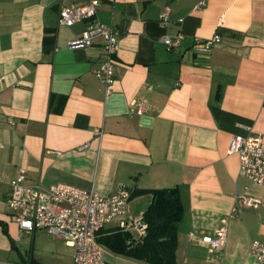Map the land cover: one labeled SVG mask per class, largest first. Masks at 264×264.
Here are the masks:
<instances>
[{
	"label": "crops",
	"instance_id": "1",
	"mask_svg": "<svg viewBox=\"0 0 264 264\" xmlns=\"http://www.w3.org/2000/svg\"><path fill=\"white\" fill-rule=\"evenodd\" d=\"M71 1L0 0V250L22 232L6 199L9 180L23 171L30 183L101 195L126 186L128 216L144 213L152 189L177 187V264H260L249 246L264 243V184L239 175L227 148L234 134L264 135V0H204L196 8L197 0H100L99 20L119 34L107 94L92 71L102 46L68 45L86 22H57L60 5ZM179 31L181 44L168 50L161 37ZM214 34L220 41L198 58L194 37ZM131 104L143 112H129ZM242 193L261 204L229 218ZM223 225L226 244L211 249L206 238ZM114 232L138 239L116 221L99 237ZM101 245L107 264H148Z\"/></svg>",
	"mask_w": 264,
	"mask_h": 264
},
{
	"label": "built area",
	"instance_id": "2",
	"mask_svg": "<svg viewBox=\"0 0 264 264\" xmlns=\"http://www.w3.org/2000/svg\"><path fill=\"white\" fill-rule=\"evenodd\" d=\"M100 0H74L61 4L58 10L59 25L73 26L86 22L80 35L68 42L70 47L83 48L99 43L103 49L102 62L93 68L94 75L104 86V92H110L113 81V58L119 48V34L113 24L104 25L97 13ZM204 5V0H197L194 8ZM170 10L164 7L158 16L161 25L170 22ZM183 34L163 35L161 41L168 50L179 47ZM220 41L214 34L209 38L194 37L192 49L198 58H208L213 45ZM129 112L141 114V105L131 104ZM7 122L13 125L12 119ZM96 134H101L96 129ZM4 144L0 141V148ZM227 154L238 157V174L247 177L252 183L264 184V135L250 131L246 135L234 134L229 140ZM9 191L6 209L10 219L20 231L33 235L36 229H46L54 237L62 239L72 248L71 264H107L104 248L98 241L99 232L116 221L120 230H133L138 238L147 234L148 223L144 215H127V206L131 191L126 186H119L113 193L101 195L93 188L84 189L67 183H54L43 186L40 183L26 181L23 171H19L8 182ZM262 199L247 193L235 196L229 218L238 213L240 207L256 208ZM228 221L224 219L223 223ZM227 226H221L213 237L206 238L211 249H223L227 241ZM249 255L264 264V243L252 241ZM0 264H30L24 261H0Z\"/></svg>",
	"mask_w": 264,
	"mask_h": 264
},
{
	"label": "trees",
	"instance_id": "3",
	"mask_svg": "<svg viewBox=\"0 0 264 264\" xmlns=\"http://www.w3.org/2000/svg\"><path fill=\"white\" fill-rule=\"evenodd\" d=\"M150 192L151 201L143 213L148 223L143 238L130 240L127 234L114 232L98 241L112 252L148 264H177V227L183 214L179 190L171 187Z\"/></svg>",
	"mask_w": 264,
	"mask_h": 264
},
{
	"label": "rangeland",
	"instance_id": "4",
	"mask_svg": "<svg viewBox=\"0 0 264 264\" xmlns=\"http://www.w3.org/2000/svg\"><path fill=\"white\" fill-rule=\"evenodd\" d=\"M72 248L46 229L32 235L21 232L10 250H0V260L25 261L31 264H70Z\"/></svg>",
	"mask_w": 264,
	"mask_h": 264
}]
</instances>
